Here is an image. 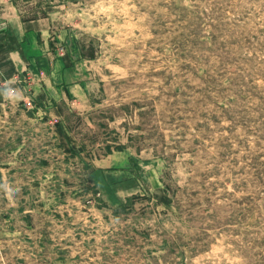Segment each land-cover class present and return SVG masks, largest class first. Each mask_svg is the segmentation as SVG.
<instances>
[{
  "label": "rangeland",
  "instance_id": "374dc122",
  "mask_svg": "<svg viewBox=\"0 0 264 264\" xmlns=\"http://www.w3.org/2000/svg\"><path fill=\"white\" fill-rule=\"evenodd\" d=\"M9 1L70 66L0 91V264H264V0Z\"/></svg>",
  "mask_w": 264,
  "mask_h": 264
},
{
  "label": "crops",
  "instance_id": "0c3cea01",
  "mask_svg": "<svg viewBox=\"0 0 264 264\" xmlns=\"http://www.w3.org/2000/svg\"><path fill=\"white\" fill-rule=\"evenodd\" d=\"M57 41L50 35V19L40 17L24 19L12 3H0V91L6 86L17 82L16 77L25 74L44 73L52 76L56 83L63 80L68 67L67 60L60 58L55 51ZM21 73V74H20ZM60 74L59 78L55 77ZM34 80L36 94L48 90V82ZM18 83V82H17ZM20 90V89H19ZM12 90L10 93L16 94ZM22 92V90L20 91ZM23 93V92H22ZM18 94V93H17Z\"/></svg>",
  "mask_w": 264,
  "mask_h": 264
},
{
  "label": "trees",
  "instance_id": "16d2710c",
  "mask_svg": "<svg viewBox=\"0 0 264 264\" xmlns=\"http://www.w3.org/2000/svg\"><path fill=\"white\" fill-rule=\"evenodd\" d=\"M115 149L118 150V151H122L123 150V147H116ZM112 150L113 149H112L111 146H107V154H111L113 152ZM121 208H125V204H121L120 207H119V209H121Z\"/></svg>",
  "mask_w": 264,
  "mask_h": 264
}]
</instances>
